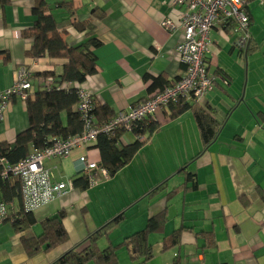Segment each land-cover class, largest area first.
I'll list each match as a JSON object with an SVG mask.
<instances>
[{
	"label": "crops",
	"instance_id": "crops-1",
	"mask_svg": "<svg viewBox=\"0 0 264 264\" xmlns=\"http://www.w3.org/2000/svg\"><path fill=\"white\" fill-rule=\"evenodd\" d=\"M41 1L13 0L0 7V93L11 90L22 67L30 64L35 73L49 67V61L27 56L32 42L22 36L34 25L33 9ZM46 1L60 27L69 29V15L56 8L60 0ZM74 4V19L87 20L96 8L103 13L97 28L103 45L95 50L98 73L82 85L98 103L117 113L128 111L148 97L155 79L171 85L184 76L186 67L177 51L184 29L170 33L163 27L167 19L180 25L184 11L175 0H74ZM247 11V49L236 45L242 34L235 31L234 22H219L211 31L207 66L215 82L198 104L221 127L215 142L204 150L191 109L170 117L181 104L197 102L187 99L161 110L160 126L148 136L150 147L143 146L116 175L102 176L99 185L85 190L68 189L33 212L36 222L20 232L11 221L1 223L0 264H54L124 213L123 221L109 227L98 241L100 249L118 245L162 212L165 227L150 236L153 257L144 264H264V0H248ZM70 36L76 43L86 39L73 29ZM27 127V104L13 97L0 122V143L13 144ZM149 150H157L153 157L160 156L164 164H157ZM83 156L101 160L94 145L83 146L69 157L45 161V166L55 182L70 185L85 173ZM18 208L17 202L11 204L9 214ZM61 210L67 213L69 242L29 256L23 238L40 236L41 222ZM177 231L179 243L164 250L165 239ZM119 256L121 264H131L126 248Z\"/></svg>",
	"mask_w": 264,
	"mask_h": 264
},
{
	"label": "trees",
	"instance_id": "trees-1",
	"mask_svg": "<svg viewBox=\"0 0 264 264\" xmlns=\"http://www.w3.org/2000/svg\"><path fill=\"white\" fill-rule=\"evenodd\" d=\"M12 1L0 0V7ZM56 5L57 9L69 15V29L60 27L59 17L54 14L50 4L42 0L33 9L34 25L22 32V36L32 42L27 56L34 61L39 59L49 61V67L36 73L32 71L33 81L36 80L37 83H34L33 95L25 100L28 115L27 129L18 133L13 144L0 143V201L6 205L18 203L17 213L9 214L6 219L12 222L18 232L36 221L33 212H26L23 208L20 181L11 175L7 177L1 175L5 169V165H1V160L6 161L8 165H15L28 158L34 150H42L54 142L66 140L82 132L83 121L78 110L80 91L88 78L98 73L99 64L95 50L103 45L97 36L98 24L103 18L101 9H93L89 19L81 20L73 18L76 10L74 0H60ZM71 29L85 34L86 39L76 43L70 36ZM24 67L32 70L30 64ZM48 79L52 80L50 86L41 82ZM169 85L161 79H155L149 89L148 97L144 100ZM91 105V114L94 115L97 124L108 122L118 114L110 105L98 103L94 97ZM188 109L193 112L204 150H206L217 139L221 127L213 114L198 103L181 104L180 108L170 117L175 119ZM159 126L158 119L153 122L140 123L134 133L127 134L128 142L126 143L120 138L123 134L121 130H116L111 135L100 134L94 145L101 155L99 166L106 169L111 177L116 175L136 157L149 140L139 141L137 137L146 134L151 136ZM94 174L96 178L100 177L99 172H94ZM70 183L73 187L84 190L90 187L89 176L85 173L80 174ZM66 216V211H58L41 222L40 236L30 240L23 238V245L29 256L55 249L69 242L70 237L64 224ZM124 216L122 213L102 229L90 233L84 241L69 249L54 264H89L90 262L121 264L119 251L123 248L128 250L131 264L147 263L153 257L150 236L164 229L167 221L166 213L162 212L152 217L143 230L127 237L120 244L100 249L98 245L100 238L107 234L109 227L122 222ZM179 238L180 231L174 232L163 242V249L169 250L175 247L179 243Z\"/></svg>",
	"mask_w": 264,
	"mask_h": 264
},
{
	"label": "built area",
	"instance_id": "built-area-1",
	"mask_svg": "<svg viewBox=\"0 0 264 264\" xmlns=\"http://www.w3.org/2000/svg\"><path fill=\"white\" fill-rule=\"evenodd\" d=\"M247 3L248 0H175V4L184 11L180 25L167 19L163 27L170 33L176 32L180 27L184 29V39L177 47L180 61L186 67L183 77L152 97L133 105L128 111L119 112L112 120L101 124H97L94 115L91 114L92 97L81 88L78 104L83 121L81 133L54 142L42 150H34L28 158L15 165H8L6 161L1 160V165H5L1 175L6 177L11 175L20 181L24 210L35 212L63 195L68 189H73L71 183L69 185L66 182H55L52 171L45 166V161L66 158L77 148L95 145L102 133L111 135L114 131L121 130L123 134L120 138L126 143L128 133H134L138 125L144 121H157V115L161 110L187 99L202 102L213 90L215 82L207 66L211 31L219 22H234L235 31L242 34L236 45L241 50L247 49L250 40ZM41 82L50 86L52 80ZM34 90L32 70L22 67L11 90L0 93V122L4 121L13 97L25 101L33 95ZM144 137L140 135L137 139L146 140ZM81 162L85 165L84 171L89 176L90 186H97L102 176L109 178L108 171L101 168L99 163L91 161L88 156L81 157ZM94 172H99L100 177L96 178ZM9 213L10 205L0 201V224L6 221Z\"/></svg>",
	"mask_w": 264,
	"mask_h": 264
},
{
	"label": "rangeland",
	"instance_id": "rangeland-1",
	"mask_svg": "<svg viewBox=\"0 0 264 264\" xmlns=\"http://www.w3.org/2000/svg\"><path fill=\"white\" fill-rule=\"evenodd\" d=\"M152 135H153V134H152ZM148 136H149V134H146L144 138L150 140V138H147ZM152 137H153V136H152ZM160 139H161V137L159 136V137H158V143H159ZM149 140L146 142V144L144 145V147H150V144H148V143H149ZM144 147H143V148H144ZM155 147H156V143H155ZM159 147H160V146L158 145V151L164 154L163 150H160ZM156 151H157V150H149V152L152 154L151 157L156 161L157 164H159V165H160V164H164V161L162 160V158H161L160 156L153 157V156L155 155ZM139 159H141V158H139ZM138 161H139V160H138ZM137 163H138V162H137ZM140 163H143V161L140 162Z\"/></svg>",
	"mask_w": 264,
	"mask_h": 264
},
{
	"label": "water",
	"instance_id": "water-1",
	"mask_svg": "<svg viewBox=\"0 0 264 264\" xmlns=\"http://www.w3.org/2000/svg\"><path fill=\"white\" fill-rule=\"evenodd\" d=\"M249 46V45H248ZM93 146V145H92Z\"/></svg>",
	"mask_w": 264,
	"mask_h": 264
}]
</instances>
